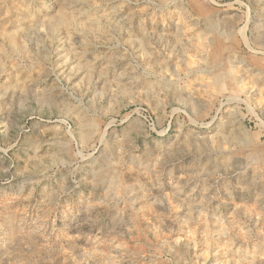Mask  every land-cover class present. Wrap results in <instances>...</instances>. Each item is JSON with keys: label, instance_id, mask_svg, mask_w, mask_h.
Returning a JSON list of instances; mask_svg holds the SVG:
<instances>
[{"label": "rangeland", "instance_id": "1", "mask_svg": "<svg viewBox=\"0 0 264 264\" xmlns=\"http://www.w3.org/2000/svg\"><path fill=\"white\" fill-rule=\"evenodd\" d=\"M0 264H264V0H0Z\"/></svg>", "mask_w": 264, "mask_h": 264}]
</instances>
